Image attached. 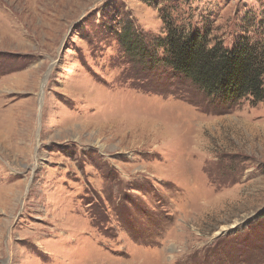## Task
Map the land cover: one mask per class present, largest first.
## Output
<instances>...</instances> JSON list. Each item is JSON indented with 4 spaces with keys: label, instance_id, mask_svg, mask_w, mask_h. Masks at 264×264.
<instances>
[{
    "label": "rangeland",
    "instance_id": "374dc122",
    "mask_svg": "<svg viewBox=\"0 0 264 264\" xmlns=\"http://www.w3.org/2000/svg\"><path fill=\"white\" fill-rule=\"evenodd\" d=\"M169 28L264 40V0H0V264H264V103L121 46Z\"/></svg>",
    "mask_w": 264,
    "mask_h": 264
},
{
    "label": "trees",
    "instance_id": "16d2710c",
    "mask_svg": "<svg viewBox=\"0 0 264 264\" xmlns=\"http://www.w3.org/2000/svg\"><path fill=\"white\" fill-rule=\"evenodd\" d=\"M202 30L186 34L169 28L165 38H147L137 32L132 38L123 33L119 39L129 56L155 65L162 62L176 76L189 79L214 104L232 106L247 98L264 103V40L246 35L245 30L228 49L223 42L213 44L209 30ZM159 51L165 53L163 58L158 57Z\"/></svg>",
    "mask_w": 264,
    "mask_h": 264
}]
</instances>
